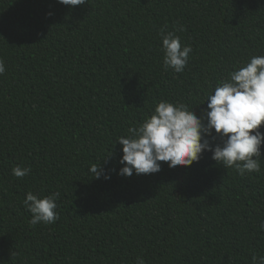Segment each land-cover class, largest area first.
<instances>
[{
  "label": "trees",
  "instance_id": "16d2710c",
  "mask_svg": "<svg viewBox=\"0 0 264 264\" xmlns=\"http://www.w3.org/2000/svg\"><path fill=\"white\" fill-rule=\"evenodd\" d=\"M177 25L192 48L181 74L164 69L159 35ZM252 56H264V0H0V264L264 255V145L261 171L244 177L210 152L190 167L161 162L159 173L125 177L116 143L162 100L201 116ZM99 163L110 179L90 175ZM16 166L31 171L17 178ZM28 192H59V220L33 227Z\"/></svg>",
  "mask_w": 264,
  "mask_h": 264
},
{
  "label": "clouds",
  "instance_id": "9594fccd",
  "mask_svg": "<svg viewBox=\"0 0 264 264\" xmlns=\"http://www.w3.org/2000/svg\"><path fill=\"white\" fill-rule=\"evenodd\" d=\"M68 6L82 5L86 0H57ZM183 26H174V31L160 29L163 66L167 71L181 74L191 59L190 45H182L176 33ZM5 63L0 59V75L5 73ZM207 108L201 116L182 103L160 101L150 118L138 127L128 130L127 137L117 138L122 146V167L119 175L131 177L133 173L155 174L161 171V162L171 169L190 167L210 152L212 160L225 169H233L240 177L261 171V146L264 145V56H252L244 66L221 80L214 91L206 97ZM200 104V105H202ZM115 143V144H116ZM255 157V159H254ZM30 168L16 166L12 174L23 178ZM90 175L110 179L101 164H93ZM59 192L43 197L26 194L25 209L31 213L29 223L51 225L59 220L56 211ZM264 230V222L259 225ZM137 264H145L137 258ZM251 264H264V255L254 254Z\"/></svg>",
  "mask_w": 264,
  "mask_h": 264
}]
</instances>
